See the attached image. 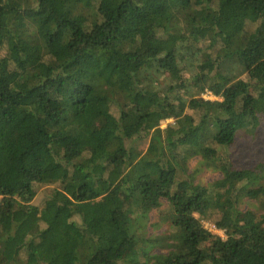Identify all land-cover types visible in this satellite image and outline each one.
Masks as SVG:
<instances>
[{"label":"trees","instance_id":"obj_1","mask_svg":"<svg viewBox=\"0 0 264 264\" xmlns=\"http://www.w3.org/2000/svg\"><path fill=\"white\" fill-rule=\"evenodd\" d=\"M263 109L264 0H0L3 264H264V164L225 155Z\"/></svg>","mask_w":264,"mask_h":264},{"label":"rangeland","instance_id":"obj_2","mask_svg":"<svg viewBox=\"0 0 264 264\" xmlns=\"http://www.w3.org/2000/svg\"><path fill=\"white\" fill-rule=\"evenodd\" d=\"M230 74L236 79L247 80V74L242 67L236 62L230 65ZM206 99H220L213 95L210 91H204L202 94ZM174 122V119H167L162 123V128H165L168 124ZM227 153L232 165L236 168H250L255 169L260 164H264V109L259 112V125L255 130H243L237 133L235 143L232 147L228 148ZM188 170L195 172V183H201L203 185L215 182L225 176L223 167L219 169L214 167H207L201 158L195 157L188 161ZM42 196V192H39L35 203L39 204ZM1 198V197H0ZM258 202L254 199H248L244 197L239 207L241 210L248 208H257ZM172 207L168 200L163 199L161 208L154 209L149 213V217L146 219L145 231H142V235L145 237V246L151 247L152 240L161 238L163 234H169L173 232V227L170 223ZM204 228L208 229L215 235H223V233H216L211 230L214 225L213 221L202 220ZM140 236V235H139ZM226 237L224 232L223 238ZM162 239V238H161ZM144 243V241H142ZM164 240L159 241V245L156 243L151 247L150 253H163L167 250L162 246ZM5 258L0 256V264H3Z\"/></svg>","mask_w":264,"mask_h":264},{"label":"built area","instance_id":"obj_3","mask_svg":"<svg viewBox=\"0 0 264 264\" xmlns=\"http://www.w3.org/2000/svg\"><path fill=\"white\" fill-rule=\"evenodd\" d=\"M211 230L213 231V232H216V233H223V235H224V230L223 229H220V228H218L215 224L213 225V227L211 228ZM219 235V234H218ZM223 235L221 236V237H223Z\"/></svg>","mask_w":264,"mask_h":264}]
</instances>
